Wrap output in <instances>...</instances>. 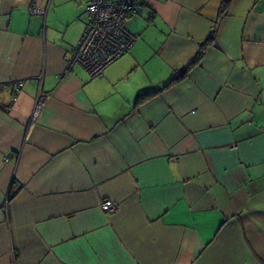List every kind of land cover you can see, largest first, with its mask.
Here are the masks:
<instances>
[{
	"label": "crops",
	"instance_id": "1",
	"mask_svg": "<svg viewBox=\"0 0 264 264\" xmlns=\"http://www.w3.org/2000/svg\"><path fill=\"white\" fill-rule=\"evenodd\" d=\"M221 2L146 0L92 78L87 0H0V264H264V0Z\"/></svg>",
	"mask_w": 264,
	"mask_h": 264
},
{
	"label": "built area",
	"instance_id": "2",
	"mask_svg": "<svg viewBox=\"0 0 264 264\" xmlns=\"http://www.w3.org/2000/svg\"><path fill=\"white\" fill-rule=\"evenodd\" d=\"M146 0H87L86 23L84 30L72 48L68 67L80 64L90 77H98L104 69L115 60L127 54L138 36L128 30L126 21L128 17L137 11ZM32 12L45 15L46 10L32 7ZM19 81L16 91L22 86ZM41 92L34 100L29 117V126L35 124L45 104V98ZM8 161L9 156L5 155ZM99 207L104 212H114L117 204L110 198H103Z\"/></svg>",
	"mask_w": 264,
	"mask_h": 264
},
{
	"label": "trees",
	"instance_id": "3",
	"mask_svg": "<svg viewBox=\"0 0 264 264\" xmlns=\"http://www.w3.org/2000/svg\"><path fill=\"white\" fill-rule=\"evenodd\" d=\"M231 1L232 0H222V2L220 4L219 13H218V19L217 20H219L222 17V15L224 13H226L227 8L229 7ZM214 33H215V25L213 26L212 30L210 31L208 37L200 44V47H199L194 59L187 65V67L185 68L184 71L179 73L178 78L182 77L190 69V67L194 66L195 64H197L200 61V59H201V57H202V55L204 53L205 48L209 44H211V42L213 40V37H214ZM169 84H171V82L167 83L166 85H164L160 89L149 90V91H145L143 93L138 94L136 99H135V105H138V104H141V103L145 102L151 96H153L155 93L159 92L160 90H162L164 87L168 86Z\"/></svg>",
	"mask_w": 264,
	"mask_h": 264
}]
</instances>
